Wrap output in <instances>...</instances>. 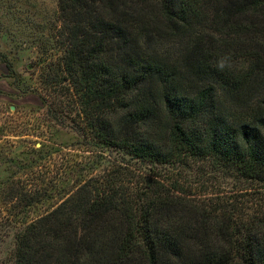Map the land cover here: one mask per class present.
I'll return each mask as SVG.
<instances>
[{
    "label": "trees",
    "instance_id": "1",
    "mask_svg": "<svg viewBox=\"0 0 264 264\" xmlns=\"http://www.w3.org/2000/svg\"><path fill=\"white\" fill-rule=\"evenodd\" d=\"M57 13L51 87L66 82L80 130L129 159L17 229L12 264H264V0H57ZM197 158L257 186L252 212L189 192L173 174Z\"/></svg>",
    "mask_w": 264,
    "mask_h": 264
},
{
    "label": "rangeland",
    "instance_id": "2",
    "mask_svg": "<svg viewBox=\"0 0 264 264\" xmlns=\"http://www.w3.org/2000/svg\"><path fill=\"white\" fill-rule=\"evenodd\" d=\"M63 41L57 0H0V264H12L17 229L59 207L78 189L98 188L103 175L114 177L108 169L118 159H129L80 130L74 107L65 101L66 82L51 87L49 67L60 61ZM157 49L174 56L180 52L166 42ZM246 64L242 60L237 66ZM54 97L72 112L58 109L51 117ZM232 106L237 113L245 110ZM173 175L197 197L237 195L245 212L253 210L257 186L237 181L212 160H188Z\"/></svg>",
    "mask_w": 264,
    "mask_h": 264
}]
</instances>
